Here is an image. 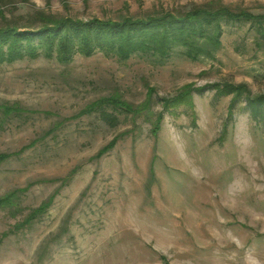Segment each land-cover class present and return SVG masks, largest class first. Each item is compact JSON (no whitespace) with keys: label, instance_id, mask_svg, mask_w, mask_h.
<instances>
[{"label":"rangeland","instance_id":"rangeland-1","mask_svg":"<svg viewBox=\"0 0 264 264\" xmlns=\"http://www.w3.org/2000/svg\"><path fill=\"white\" fill-rule=\"evenodd\" d=\"M194 11L244 16L214 59L0 64V264H264V0H0V29Z\"/></svg>","mask_w":264,"mask_h":264},{"label":"trees","instance_id":"trees-1","mask_svg":"<svg viewBox=\"0 0 264 264\" xmlns=\"http://www.w3.org/2000/svg\"><path fill=\"white\" fill-rule=\"evenodd\" d=\"M243 18L229 11H194L183 17L167 14L145 19L123 18L118 22L60 19L44 21L37 28L7 26L0 29V64L12 63L25 56L34 58L41 53L68 62L75 54L92 56L98 51L120 61L140 55L163 64L177 48L183 49L184 55L194 60L214 59L221 46V23ZM256 23L260 24L259 32L264 35V20ZM230 93L236 92L228 87L225 94ZM184 96L182 93L175 101ZM102 103L113 108L121 106L114 100ZM0 107L6 118L17 111L8 106ZM7 158L8 155L0 154V162ZM11 196L0 199V207L12 204Z\"/></svg>","mask_w":264,"mask_h":264}]
</instances>
